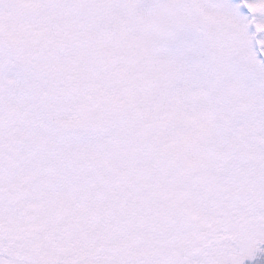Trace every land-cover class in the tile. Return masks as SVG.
Returning <instances> with one entry per match:
<instances>
[{
  "label": "snow or ice",
  "instance_id": "obj_1",
  "mask_svg": "<svg viewBox=\"0 0 264 264\" xmlns=\"http://www.w3.org/2000/svg\"><path fill=\"white\" fill-rule=\"evenodd\" d=\"M0 264H264V0H0Z\"/></svg>",
  "mask_w": 264,
  "mask_h": 264
}]
</instances>
